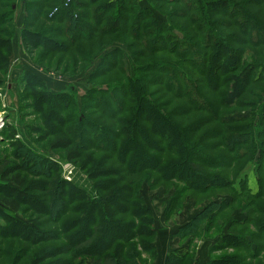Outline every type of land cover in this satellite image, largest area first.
Segmentation results:
<instances>
[{"label":"trees","instance_id":"1","mask_svg":"<svg viewBox=\"0 0 264 264\" xmlns=\"http://www.w3.org/2000/svg\"><path fill=\"white\" fill-rule=\"evenodd\" d=\"M25 1L20 36L30 53L41 49L71 73L98 59L79 97L72 88L35 92L34 112L49 116L36 141L94 183L89 192L64 180L60 165L6 121L0 138L20 161L0 156V203L11 212L0 235L33 227L13 219L34 199L26 191L31 168L67 243L53 247L68 256L54 264H153L144 189L162 190L166 222L189 200L197 209L173 234L186 240L184 250L170 251L166 264H194L195 241L214 238L203 264H264V0ZM8 5L0 0V67L15 32ZM21 77L41 88L33 74ZM227 248L233 252L209 256Z\"/></svg>","mask_w":264,"mask_h":264},{"label":"rangeland","instance_id":"2","mask_svg":"<svg viewBox=\"0 0 264 264\" xmlns=\"http://www.w3.org/2000/svg\"><path fill=\"white\" fill-rule=\"evenodd\" d=\"M18 1L19 0H7L9 3L8 7L2 9L6 10L9 8L11 10V15L13 16L11 25L14 27L15 32L11 39V50L6 64L0 67V117L2 118L4 124L6 121H11L18 129L20 128L21 134H16V138L34 140L33 142H30V146L32 149L36 150L35 152H38L59 164L61 167L60 176L64 180L74 182L75 184L86 188L89 192H91L90 190H92L94 181L89 180L86 175L79 171L74 165H72L71 162L66 161L63 158L64 155L62 152L54 151L51 148L45 146L44 142L41 143L36 141L39 139V137H37V128L41 127L42 129L45 123H49V116L46 115L47 118H45V122L35 118L36 114H34V112L38 107L37 100L35 99V92L44 93L47 89L53 93H57L72 88L75 90L77 97H79V95L83 93V89L89 86L85 83L86 73L84 72L89 73L90 70H92V67H95L97 64L96 61H98V59L96 60V58H94L90 64L87 65L85 70L71 73L73 70L65 72L63 65H59V68H56V65L58 64V58L54 59V57H42L40 55L42 52L41 49H33V47L30 46V50L32 51V53H30L28 48H25L20 36V29L22 26L21 22L24 18V6L23 3L19 4ZM20 1L24 2L25 0ZM63 1L65 0H62V2ZM13 3L16 7L14 11L11 9L14 8L12 6ZM68 3H70V0ZM140 4L143 5L144 0H140ZM6 28L7 26L5 25L3 29ZM0 38L6 40L2 35H0ZM114 44L117 46L120 45L118 42ZM120 46L126 51L125 46ZM36 59H38L41 64L37 63ZM128 69L130 70V68ZM23 71H27L30 75L33 74L39 78L38 82L40 83L41 88L34 85L26 87V83L21 77ZM99 81L100 80L98 79V82ZM24 87L26 92L23 90ZM77 100L79 101L78 98ZM45 104L52 106L53 102ZM48 105H44L43 107L48 108ZM50 112L52 113V116H62V113H59L58 109L52 110ZM45 113L47 114L48 111ZM50 123L53 122L50 121ZM28 126L31 127V129H28ZM52 127L53 130L57 128L55 124H53ZM8 143L9 141L7 142L6 139L0 138V156L7 155L11 160H15L17 162L20 161V156L14 154V148ZM24 165L25 163L23 162L22 166L24 167ZM27 171V174L29 177H32L33 180L26 186V191L30 194V196H33L34 199L31 201V203L27 201L26 203H22L20 205L19 211L13 214V219H16L24 225H31L32 222L33 227L31 231H21L18 228L12 227L0 235V264H15L17 263L15 260H20V262L17 264H29V260L35 259V257L42 258H40L42 260L40 261V264H54L58 260H67L68 256L63 253L60 255H55L60 251H56V249L53 247L62 244L66 245L67 243L65 237L61 234L58 235L56 232L59 231L57 229L58 224H55L54 222V218L56 216L49 214L47 206L42 204L44 202L43 198L45 194L43 193L44 191H40L38 188L41 185L37 182L38 177L32 174L33 169L31 170L30 168L27 169ZM2 184L4 183L0 182V187L4 186ZM43 187L45 188V185ZM143 194L145 201L154 217L156 235L157 231L163 228L173 229L177 225L183 224L197 212L196 207H193L192 201L189 200L178 214L173 215L169 218L168 222H166L162 216V190L158 189L156 191H148L144 189ZM10 213L11 212L9 209L0 203V221L2 223L5 222L2 219V215L7 216V214ZM237 217L242 216L237 214ZM165 232L166 230L164 233ZM57 236H59L58 239H56ZM169 239L170 243H172L173 241L171 238H168V240ZM184 241L179 240L178 244H183ZM208 241H210L209 247H211V245L216 241V238ZM195 242L196 254L198 247L203 241ZM2 249L6 250L8 253L6 252L7 254H2ZM232 252V249L227 248L210 253L209 256L216 257L223 253L230 254ZM157 258L158 254H156L153 264H156ZM206 259H208V256H206ZM194 264L196 263L194 262Z\"/></svg>","mask_w":264,"mask_h":264},{"label":"crops","instance_id":"3","mask_svg":"<svg viewBox=\"0 0 264 264\" xmlns=\"http://www.w3.org/2000/svg\"><path fill=\"white\" fill-rule=\"evenodd\" d=\"M180 225L181 224L177 225L173 229H169V228L165 229V228H163V229L157 231L155 244H156V247H157L158 258H157L156 264H165L166 255L170 251H174L175 250V251L180 253V252H182L184 250L185 243L178 244L177 239L173 235ZM165 230H166V232L164 233ZM168 238H171V240L173 242L170 243V239L168 240ZM209 244H210V241L206 240V241H203L200 244V246L198 247V250H197V253H196V258H195V263L196 264H203L207 260L206 259V256H207L206 254H207V249L209 247Z\"/></svg>","mask_w":264,"mask_h":264},{"label":"built area","instance_id":"4","mask_svg":"<svg viewBox=\"0 0 264 264\" xmlns=\"http://www.w3.org/2000/svg\"><path fill=\"white\" fill-rule=\"evenodd\" d=\"M68 2H69V0H65L64 1V5H67L68 4ZM57 11V8L56 7H54L51 11H50V13H49V16H51L54 12H56ZM3 120H2V118L0 117V128L3 126Z\"/></svg>","mask_w":264,"mask_h":264}]
</instances>
